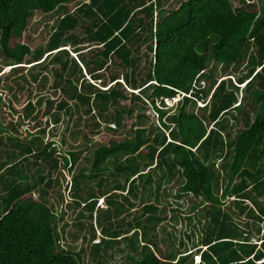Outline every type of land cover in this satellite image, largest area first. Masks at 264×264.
<instances>
[{
  "label": "trees",
  "instance_id": "obj_1",
  "mask_svg": "<svg viewBox=\"0 0 264 264\" xmlns=\"http://www.w3.org/2000/svg\"><path fill=\"white\" fill-rule=\"evenodd\" d=\"M75 1L0 0V264H84L63 202L94 260L264 264V0ZM38 12L57 19L31 49ZM176 177L201 238L173 253Z\"/></svg>",
  "mask_w": 264,
  "mask_h": 264
},
{
  "label": "rangeland",
  "instance_id": "obj_2",
  "mask_svg": "<svg viewBox=\"0 0 264 264\" xmlns=\"http://www.w3.org/2000/svg\"><path fill=\"white\" fill-rule=\"evenodd\" d=\"M181 0H163V7L166 10L175 8ZM81 2V0L75 1L66 6L68 11H73L76 6ZM56 14L51 15H42L39 12L35 13L34 16L29 19L28 32L25 34L24 42L28 43L31 49H35L39 46H42L51 30V26L54 25L56 21ZM8 68H6L7 70ZM173 102L169 103L168 106H171ZM23 104V96L18 102V106ZM17 105V103H16ZM31 129L28 124H25L21 129ZM35 131V130H34ZM33 131V132H34ZM235 136V132L233 133ZM107 141V135L102 133L99 136L94 138L95 143H105ZM82 163H84L82 161ZM221 160L216 161V167H220ZM66 177V181H68ZM178 178L176 177L170 184L164 187V192L161 195L162 205L166 206L168 203V212L167 218L162 223L163 230H158V246L161 251H170L175 253L177 250L180 252L184 251H193V245L199 244L198 241L201 238L200 235V226L197 225L195 220L196 211H188L191 205V196H180L178 193ZM64 187V183L62 184ZM68 199L69 195L68 189L63 194ZM49 202L54 206H60L59 198L57 194H51L49 197ZM62 203V208L66 209V215L64 217V222L67 223L65 231L62 235V244L63 242L69 244L74 251H78L81 247L86 248L83 253L84 264H133L129 259V256L132 255L128 247V243L120 241L119 246L115 247L112 251H108L104 254H101L100 258L94 260L92 259L89 253V246L87 242L82 241L83 231L79 232L78 229L73 225L74 222V208H68L65 204ZM191 220V222H189ZM63 225L60 223L59 228ZM61 229V228H60ZM191 231H194V235L190 234ZM188 236L190 239H188ZM99 238L95 239V241ZM256 239H253L255 241ZM199 256H193V264H199Z\"/></svg>",
  "mask_w": 264,
  "mask_h": 264
},
{
  "label": "built area",
  "instance_id": "obj_3",
  "mask_svg": "<svg viewBox=\"0 0 264 264\" xmlns=\"http://www.w3.org/2000/svg\"><path fill=\"white\" fill-rule=\"evenodd\" d=\"M179 99V97H176V98H173L171 102H176L177 100ZM170 101H167V104L169 105ZM111 127H114L113 125H111ZM99 235V233H97ZM97 242V240L95 241ZM263 260L259 261V262H262Z\"/></svg>",
  "mask_w": 264,
  "mask_h": 264
}]
</instances>
